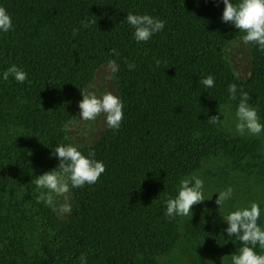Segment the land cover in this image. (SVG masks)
<instances>
[{"label":"trees","instance_id":"trees-1","mask_svg":"<svg viewBox=\"0 0 264 264\" xmlns=\"http://www.w3.org/2000/svg\"><path fill=\"white\" fill-rule=\"evenodd\" d=\"M0 6L13 21L0 32V264H81L82 254L87 264H162L168 255L230 263L242 244L228 236V224L165 215L180 181L212 158L251 167L264 182L261 140L208 120L217 114L222 120L226 105L237 108L242 88L264 124V52L249 44L248 75L238 74L229 48L245 33L222 21L223 0H0ZM128 12L149 14L165 27L137 43ZM85 20L97 23L84 28ZM109 61L118 69L121 127L106 125L93 142H80L69 126L80 112L81 89ZM13 64L27 72L24 83L3 79ZM209 75L215 84L206 88L199 80ZM233 83L236 100L228 92ZM61 144L85 155L95 150L106 171L95 184L71 188L67 200L56 197L54 210L37 202L33 181L58 167L52 153ZM65 205L70 211L61 210ZM258 224L264 227L263 215Z\"/></svg>","mask_w":264,"mask_h":264},{"label":"clouds","instance_id":"clouds-1","mask_svg":"<svg viewBox=\"0 0 264 264\" xmlns=\"http://www.w3.org/2000/svg\"><path fill=\"white\" fill-rule=\"evenodd\" d=\"M225 5L222 15V21L231 23L240 31L245 33L241 40L245 45L255 44L264 52V0H223ZM127 23L134 28V38L139 42L148 41L155 33L162 31L165 27V21L154 18L149 14H133L128 12L126 16ZM95 20L81 21L84 28L95 24ZM13 28V21L10 13L3 6H0V32L7 33ZM79 32L78 28L73 29L75 37ZM116 53V49H112ZM160 61H156L157 67ZM135 65H129L134 68ZM109 68L112 72L117 71L115 61H109ZM12 76L19 83L27 80V72L17 65H11L3 72V79L7 81ZM206 88H211L215 84L214 78L209 75L199 80ZM83 99L79 102L80 118L84 121H95L99 116L105 117V122L109 129L119 130L122 124L124 112L123 102L119 96L112 92H105L102 96H97L94 92L81 89ZM228 92L231 100L237 99V85L235 83L228 86ZM240 99L235 112V131L243 136L245 133L259 135L264 131V124L260 122L257 108L250 104L251 96L248 92L240 89ZM222 113L213 115L208 120L213 123H222L227 119ZM60 160L56 169L47 171L39 176L33 183L40 190L36 197L38 203H45L52 206L55 210V198L64 197L67 200V194L71 188H82L86 184L92 185L99 181L101 175L106 171V165L95 159V150H91L85 155L79 150L78 146L61 144L57 146L52 153ZM217 193V192H216ZM219 196L216 204L219 211L223 208L233 194V188L229 186L225 190L218 192ZM212 197V196H211ZM208 198V199H211ZM205 200L204 180L193 174L180 181L178 195L175 198L169 197L166 201L167 217L175 219L176 216L193 215V206L200 204ZM62 211H70L66 205L62 206ZM261 216V209L257 202H251L250 206L238 208L222 215L228 223L226 232L229 237L237 238L242 246L238 252L232 254V264H264V253H257L256 247L264 250V227L258 224ZM81 264H87L85 255L79 257Z\"/></svg>","mask_w":264,"mask_h":264},{"label":"rangeland","instance_id":"rangeland-1","mask_svg":"<svg viewBox=\"0 0 264 264\" xmlns=\"http://www.w3.org/2000/svg\"><path fill=\"white\" fill-rule=\"evenodd\" d=\"M248 50L249 44L245 45L242 40L234 42L229 48V54L241 77H246L249 72ZM113 79L114 72L111 71L108 64L103 65L98 70L95 80L88 87L87 91L94 92L97 96H102L105 92L109 91L117 95ZM236 110L237 108L231 107L230 105H226L221 109L227 117V119L223 121V127L233 134H238L235 131ZM221 118L222 120L224 119L222 113ZM259 119L261 122L260 117ZM106 125L103 115L99 116L95 121H84L80 118L79 112L77 118L72 121L69 127L73 134L72 136L76 140L88 143L97 139ZM245 135L252 138L258 137L261 140V145L264 146L263 131L259 135H252L247 132ZM195 175L204 180L205 200L193 206L192 216L189 215L184 218L195 221L206 220L228 224L223 219L222 215H227L229 212L238 208L250 206L251 202H257L259 204L261 215L264 217V182L255 177L251 167L240 169L236 164L230 163L222 157H217L206 161L201 169L195 172ZM229 186L233 188L232 197L225 202L223 208L219 211V206L216 204V200L219 196L218 192L225 190ZM210 197L211 199H208ZM161 261L162 264H192L191 261L186 258L172 255L162 257ZM227 264H232V258L231 262Z\"/></svg>","mask_w":264,"mask_h":264}]
</instances>
